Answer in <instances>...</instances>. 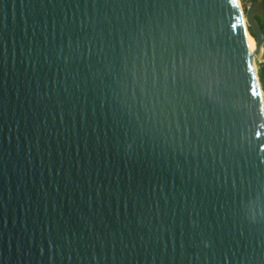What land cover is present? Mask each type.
<instances>
[{"label":"water","instance_id":"1","mask_svg":"<svg viewBox=\"0 0 264 264\" xmlns=\"http://www.w3.org/2000/svg\"><path fill=\"white\" fill-rule=\"evenodd\" d=\"M257 17L0 0V264H264Z\"/></svg>","mask_w":264,"mask_h":264},{"label":"bare ground","instance_id":"2","mask_svg":"<svg viewBox=\"0 0 264 264\" xmlns=\"http://www.w3.org/2000/svg\"><path fill=\"white\" fill-rule=\"evenodd\" d=\"M249 33L246 31L245 29V39H246V44H247V48H248V53H249V58H250V61H251V65H252V68L255 71V65H254V61H253V53H254V45L253 43L251 42L250 40V37H249ZM257 91H258V96H259V102H260V106H261V110H262V114H263V117H264V103L262 101V98H261V91L259 89V86L257 85Z\"/></svg>","mask_w":264,"mask_h":264},{"label":"rangeland","instance_id":"3","mask_svg":"<svg viewBox=\"0 0 264 264\" xmlns=\"http://www.w3.org/2000/svg\"><path fill=\"white\" fill-rule=\"evenodd\" d=\"M246 4H245V8H246ZM239 7H240V11H241V15L242 14H244V5H243V2L241 1V0H239ZM243 22L245 23V18H243ZM246 29V28H245ZM249 37H250V40H251V42L253 43V45H254V41H253V39H252V37L249 35ZM254 55V54H253ZM253 61H254V65H255V71L257 70V65L255 64L256 62H255V56H253ZM259 89H260V93H261V98H262V101H263V103H264V89L262 88V85H261V82L259 83Z\"/></svg>","mask_w":264,"mask_h":264},{"label":"trees","instance_id":"4","mask_svg":"<svg viewBox=\"0 0 264 264\" xmlns=\"http://www.w3.org/2000/svg\"><path fill=\"white\" fill-rule=\"evenodd\" d=\"M241 1L243 2L244 10H245L246 9L245 8V3L246 2H252L253 0H241ZM258 76H259L262 88L264 89V72L263 71H258Z\"/></svg>","mask_w":264,"mask_h":264},{"label":"flooded vegetation","instance_id":"5","mask_svg":"<svg viewBox=\"0 0 264 264\" xmlns=\"http://www.w3.org/2000/svg\"><path fill=\"white\" fill-rule=\"evenodd\" d=\"M257 20H259V22H260V24H261V28L263 29V31H264V26H263V24H262V22L260 21V19L257 17Z\"/></svg>","mask_w":264,"mask_h":264},{"label":"built area","instance_id":"6","mask_svg":"<svg viewBox=\"0 0 264 264\" xmlns=\"http://www.w3.org/2000/svg\"><path fill=\"white\" fill-rule=\"evenodd\" d=\"M245 4L248 6L250 4V2H246Z\"/></svg>","mask_w":264,"mask_h":264}]
</instances>
